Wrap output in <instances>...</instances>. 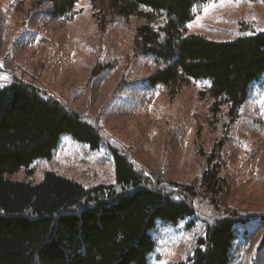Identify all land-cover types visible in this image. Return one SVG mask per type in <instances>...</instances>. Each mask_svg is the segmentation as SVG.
Masks as SVG:
<instances>
[{"label":"trees","instance_id":"16d2710c","mask_svg":"<svg viewBox=\"0 0 264 264\" xmlns=\"http://www.w3.org/2000/svg\"><path fill=\"white\" fill-rule=\"evenodd\" d=\"M101 35L117 19L144 23L134 33L132 56L151 57L159 68L148 85L175 95L183 86L207 81L200 97L212 99L210 113L222 111L234 123L249 98L250 85L264 75V33L219 43L188 35L195 7L209 0H89ZM79 0H16L15 13L45 14L65 23L75 19ZM45 6H47L45 8ZM0 72L11 73L0 88V264H148L155 248L156 221L176 225L195 217L203 224L188 264H230L238 228L258 221L264 209L249 212L228 204L221 175V147L211 151L200 177L181 183L136 163L111 137L101 113L90 116L59 96L17 76L6 54ZM96 64L90 78L102 69ZM61 135L94 151L107 149L114 183L94 186L44 172L38 183L14 181L38 160L50 161ZM264 246V234L259 249Z\"/></svg>","mask_w":264,"mask_h":264},{"label":"rangeland","instance_id":"374dc122","mask_svg":"<svg viewBox=\"0 0 264 264\" xmlns=\"http://www.w3.org/2000/svg\"><path fill=\"white\" fill-rule=\"evenodd\" d=\"M15 2L0 0V60L10 55L17 64L14 74L74 110L92 117L101 113L107 133L136 163L162 169L175 181L190 183L200 177L208 154L221 147L217 161L228 181V204L249 212L264 209V75L250 85L240 118L230 123L224 111L210 113L207 94L200 97L207 81L183 86L175 95L164 85H148L158 64L151 57L132 56L134 33L143 19L119 17L101 35L89 0H79L77 16L65 23L45 14L15 13ZM194 9L188 35L225 43L264 33V0H209ZM96 64L102 70L91 79ZM11 76L0 72V88ZM31 168V175L21 170L10 178L38 183L44 172H53L86 187L114 183L107 149L92 151L69 135H61L50 161L38 160ZM202 233L203 224L195 217L176 225L156 221L148 264H188ZM263 234L256 220L239 226L230 264H264V246L259 249Z\"/></svg>","mask_w":264,"mask_h":264},{"label":"snow or ice","instance_id":"6c2138e0","mask_svg":"<svg viewBox=\"0 0 264 264\" xmlns=\"http://www.w3.org/2000/svg\"><path fill=\"white\" fill-rule=\"evenodd\" d=\"M221 2H223V0H221ZM229 2H230V0H229ZM189 27H191V25H189ZM0 66H2V65H0Z\"/></svg>","mask_w":264,"mask_h":264}]
</instances>
